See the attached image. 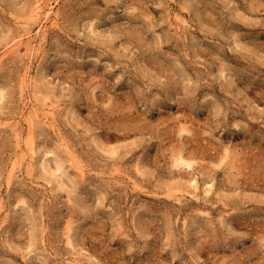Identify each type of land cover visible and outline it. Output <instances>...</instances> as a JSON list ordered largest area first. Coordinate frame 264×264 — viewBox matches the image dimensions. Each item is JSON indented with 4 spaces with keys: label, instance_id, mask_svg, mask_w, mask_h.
Returning a JSON list of instances; mask_svg holds the SVG:
<instances>
[{
    "label": "rangeland",
    "instance_id": "rangeland-1",
    "mask_svg": "<svg viewBox=\"0 0 264 264\" xmlns=\"http://www.w3.org/2000/svg\"><path fill=\"white\" fill-rule=\"evenodd\" d=\"M0 264H264V0H0Z\"/></svg>",
    "mask_w": 264,
    "mask_h": 264
},
{
    "label": "bare ground",
    "instance_id": "bare-ground-1",
    "mask_svg": "<svg viewBox=\"0 0 264 264\" xmlns=\"http://www.w3.org/2000/svg\"><path fill=\"white\" fill-rule=\"evenodd\" d=\"M257 44H258V43H257ZM262 46H263V45H262ZM93 79H95V78H93ZM99 79H101V78H99ZM96 81H97V79H96ZM96 81H95V82H96ZM99 81H100V80H99ZM102 81H103V80H102ZM109 82H110V81H109ZM96 84H97V83H96ZM102 84H103V83H102ZM99 85H100V84H99ZM97 86H98V84H97ZM112 98H113V97H112ZM111 101H112V100H111ZM115 103H116V102H115ZM153 105H154V104H153ZM160 109H161V108H160ZM134 117H135V116H134ZM128 118H129V117H128ZM130 118H131V117H130ZM138 119H139V118H138ZM179 119H180V118H179ZM140 121H142V120H140ZM135 122L137 123V121H135ZM138 122H139V121H138ZM145 122H146V121H145ZM143 123H144V122H143ZM140 124H141V122H140ZM140 124H139V125H140ZM145 124H146V123H145ZM141 127H142V125H141ZM125 128H126V127H125ZM125 128H124V129H125ZM138 128H139V127H138ZM185 128H187V127H185ZM128 130H129V129H128ZM187 130L189 131L188 128H187ZM122 131H123V130H122ZM183 131H186V129H184ZM125 133H126V132H125ZM229 151H231V150H229ZM180 153H181V152H180ZM227 153H229V152H227ZM47 154H48V153H47ZM58 154H59V153H58ZM193 154H194V153H193ZM61 155H62V154H61ZM194 155H195V154H194ZM229 155H230V153H229ZM229 155H228V156H229ZM191 156H192V155H191ZM230 156H233V155L231 154ZM53 157L55 158L56 155L53 156ZM179 157H180V156H179ZM192 157H193V156H192ZM49 158H50V157H49ZM49 158H48V159H49ZM54 158H53V160H54ZM222 158H223V159L227 158V155H226V157H222ZM229 158H230V157H229ZM176 159H177V158H176ZM231 159H232V158H231ZM237 159H238V158H237ZM232 160H234V159H232ZM54 161H55V160H54ZM56 161H57V159H56ZM177 161H179V160L177 159ZM182 161H184V160H182ZM238 161H239V160H238ZM242 161H243V160H242ZM242 161H240V162H242ZM179 162H181V161H179ZM227 162H228V160H227ZM227 162H225V163L227 164ZM236 162H237V161H236ZM232 163H233V161H232ZM56 164H57V163H56ZM189 164H190V163H189ZM226 164H225V168H226V166H227ZM230 164H231V160H230ZM230 164H229V165H230ZM237 164H238V163H237ZM57 165H58L59 169H62L63 166H62V163H60V161L58 162ZM235 165H236V164H235ZM235 165H233V167H234ZM58 167H57V168H58ZM236 167H237V166H236ZM228 168H229V166H228ZM231 168H232V166L230 167V169H231ZM241 168H242V167H241ZM242 169H243V168H242ZM239 170H241V169H239ZM63 171H64V170H63ZM64 172H65V171H64ZM84 173H85V172H84ZM87 173H88V172H87ZM66 174H67V173H66ZM68 175H69V174H68ZM86 175H87V174H86ZM80 177H81V176H80ZM74 182H76V181H74ZM76 184H77V183H76ZM71 221H73V220H71ZM68 223H69V222H68ZM71 224H73V223H69V226H68V228H69V230H70V233L72 232L71 230L74 231V229H75L74 226H73L74 229H73V227L70 226ZM74 224H75V223H74ZM45 227H46V226H45ZM66 228H67V226H66ZM67 230H68V229H67ZM69 230H68V231H69ZM67 234H68V233H67ZM72 235H73V234H72ZM72 235L69 236V237H70V240H71V238H73ZM67 237H68V235H67ZM69 237H68V238H69ZM70 240H69V241H70ZM72 241H73V239H72Z\"/></svg>",
    "mask_w": 264,
    "mask_h": 264
}]
</instances>
